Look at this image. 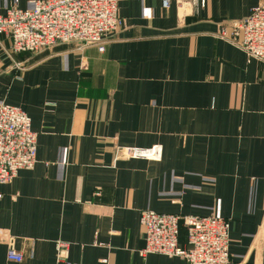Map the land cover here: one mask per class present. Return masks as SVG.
<instances>
[{"label": "crops", "instance_id": "crops-1", "mask_svg": "<svg viewBox=\"0 0 264 264\" xmlns=\"http://www.w3.org/2000/svg\"><path fill=\"white\" fill-rule=\"evenodd\" d=\"M263 1L121 0L104 52L12 54L0 34V101L38 134L35 168L0 185V264H187L141 254L146 210L222 217L231 264H264V63L218 36ZM155 146L160 160L123 154Z\"/></svg>", "mask_w": 264, "mask_h": 264}, {"label": "built area", "instance_id": "built-area-1", "mask_svg": "<svg viewBox=\"0 0 264 264\" xmlns=\"http://www.w3.org/2000/svg\"><path fill=\"white\" fill-rule=\"evenodd\" d=\"M121 0H31L30 7L13 5L0 13V34L11 40V53L40 54L57 45L98 46L105 51L109 36L124 25L119 14ZM182 1V0H177ZM204 7L206 0H193ZM172 0H162L169 9ZM219 38L230 41L249 59L264 63V1L244 20L220 29ZM38 134L23 109L0 101V185L9 184L22 170H33L37 160ZM132 159L160 160L162 148H127ZM146 246L141 254L181 258L187 264H231L230 222L218 216L141 213ZM187 247L180 244L182 230ZM68 245L58 243V257L67 259ZM8 259L21 262L22 255L9 245Z\"/></svg>", "mask_w": 264, "mask_h": 264}, {"label": "rangeland", "instance_id": "rangeland-1", "mask_svg": "<svg viewBox=\"0 0 264 264\" xmlns=\"http://www.w3.org/2000/svg\"><path fill=\"white\" fill-rule=\"evenodd\" d=\"M233 1H257V0H233Z\"/></svg>", "mask_w": 264, "mask_h": 264}]
</instances>
